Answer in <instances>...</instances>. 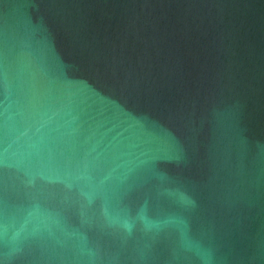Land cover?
I'll return each mask as SVG.
<instances>
[{
    "label": "water",
    "instance_id": "95a60500",
    "mask_svg": "<svg viewBox=\"0 0 264 264\" xmlns=\"http://www.w3.org/2000/svg\"><path fill=\"white\" fill-rule=\"evenodd\" d=\"M0 264H264V0H0Z\"/></svg>",
    "mask_w": 264,
    "mask_h": 264
}]
</instances>
